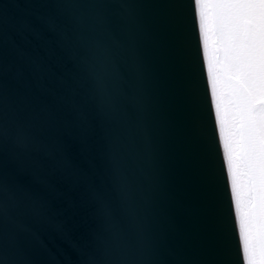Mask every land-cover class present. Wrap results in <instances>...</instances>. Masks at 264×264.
I'll list each match as a JSON object with an SVG mask.
<instances>
[{
  "label": "water",
  "instance_id": "1",
  "mask_svg": "<svg viewBox=\"0 0 264 264\" xmlns=\"http://www.w3.org/2000/svg\"><path fill=\"white\" fill-rule=\"evenodd\" d=\"M204 46L200 0H0V264H248Z\"/></svg>",
  "mask_w": 264,
  "mask_h": 264
},
{
  "label": "rangeland",
  "instance_id": "2",
  "mask_svg": "<svg viewBox=\"0 0 264 264\" xmlns=\"http://www.w3.org/2000/svg\"><path fill=\"white\" fill-rule=\"evenodd\" d=\"M200 3L215 104L231 172L247 260L250 264V246L254 243L262 244V238L256 234L258 229L256 218L253 217L251 183L254 169L251 155L257 150V146H260L262 151L259 158L264 160V120L257 126L254 117L247 112L242 84L238 77L246 40L242 35V20L248 19L245 10L253 5L247 0H200ZM209 8L225 9L227 12L213 16L207 12ZM233 86L236 87V92L233 91ZM242 137L244 139L241 140ZM243 141L247 143V149L246 146L244 148ZM252 142L254 146L250 145ZM260 162L263 165L261 160ZM262 223L263 221L261 225Z\"/></svg>",
  "mask_w": 264,
  "mask_h": 264
},
{
  "label": "snow or ice",
  "instance_id": "3",
  "mask_svg": "<svg viewBox=\"0 0 264 264\" xmlns=\"http://www.w3.org/2000/svg\"><path fill=\"white\" fill-rule=\"evenodd\" d=\"M251 3L254 6L245 10L250 22L238 78L242 84L246 110L259 126L264 120V0H251ZM207 12L217 16L226 14L227 10L209 8ZM249 261L250 264H264V246L258 243L251 245Z\"/></svg>",
  "mask_w": 264,
  "mask_h": 264
},
{
  "label": "flooded vegetation",
  "instance_id": "4",
  "mask_svg": "<svg viewBox=\"0 0 264 264\" xmlns=\"http://www.w3.org/2000/svg\"><path fill=\"white\" fill-rule=\"evenodd\" d=\"M247 2L251 3V0H247ZM252 4V3H251ZM254 6V5H253ZM244 20V19H243ZM243 20H242V24H243ZM248 20V19H247ZM245 38V37H244ZM235 82V85L238 86V83L236 81ZM236 87L233 86V91H235ZM236 92V91H235ZM241 131V130H240ZM244 139L243 137L241 138V140ZM243 144H244V148L246 146V149H247V143L245 141H243ZM251 146H254V142L250 143ZM257 150L251 155L252 156V160H251V163H252V168L254 169V177L256 176V170L258 169L259 170V167L260 165L258 163H261L260 160L263 162V166H264V160H262V158H259L260 157V153L262 151L261 147L260 146H257L256 148ZM247 152V151H246ZM253 177V178H254ZM252 178V179H253ZM263 223L261 225V228L259 229H256V234L257 236L261 237L262 238V244H259L261 246H264V218H263ZM261 232V233H260Z\"/></svg>",
  "mask_w": 264,
  "mask_h": 264
},
{
  "label": "bare ground",
  "instance_id": "5",
  "mask_svg": "<svg viewBox=\"0 0 264 264\" xmlns=\"http://www.w3.org/2000/svg\"><path fill=\"white\" fill-rule=\"evenodd\" d=\"M201 4V3H200ZM199 14H200V12H199ZM200 26H201V24H200ZM205 47V46H204ZM205 49H206V51H207V46L205 47ZM208 52V51H207ZM208 73H209V70H208ZM216 105V104H215ZM216 108H217V106H215ZM216 113H217V115H218V110H216ZM218 117V116H217ZM218 120H219V117H218ZM221 129V128H220ZM223 150H224V148H223ZM224 153H225V150H224Z\"/></svg>",
  "mask_w": 264,
  "mask_h": 264
}]
</instances>
